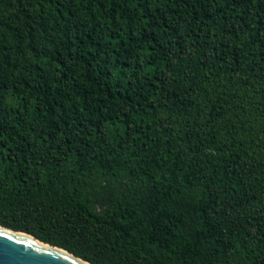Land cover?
<instances>
[{
  "label": "trees",
  "instance_id": "trees-1",
  "mask_svg": "<svg viewBox=\"0 0 264 264\" xmlns=\"http://www.w3.org/2000/svg\"><path fill=\"white\" fill-rule=\"evenodd\" d=\"M0 226L264 264V0H0Z\"/></svg>",
  "mask_w": 264,
  "mask_h": 264
},
{
  "label": "water",
  "instance_id": "water-1",
  "mask_svg": "<svg viewBox=\"0 0 264 264\" xmlns=\"http://www.w3.org/2000/svg\"><path fill=\"white\" fill-rule=\"evenodd\" d=\"M0 264H91L35 237L0 226Z\"/></svg>",
  "mask_w": 264,
  "mask_h": 264
}]
</instances>
